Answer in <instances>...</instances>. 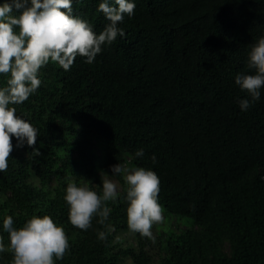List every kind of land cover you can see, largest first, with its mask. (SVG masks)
Here are the masks:
<instances>
[{"label": "trees", "instance_id": "1", "mask_svg": "<svg viewBox=\"0 0 264 264\" xmlns=\"http://www.w3.org/2000/svg\"><path fill=\"white\" fill-rule=\"evenodd\" d=\"M98 3L72 5L97 33L108 23ZM135 4L120 22L124 36L91 64L78 55L66 71L49 61L39 88L15 105L38 135L31 146L12 137L0 172V221L10 214L20 226L47 213L61 223L70 247L56 264H120L126 257L133 264H264V89L242 111L238 100L248 94L234 80L253 71L247 54L264 36V0ZM6 78L0 74V86ZM115 163L159 176L164 218L152 225L161 233L155 258L146 250L155 239L128 227L127 185L122 174H111ZM100 171L116 178L119 195L106 202L112 211L103 224L94 215L88 229H79L69 221L66 183L90 182L101 192ZM119 231L133 233L137 247L115 241ZM11 262V252L0 253V264Z\"/></svg>", "mask_w": 264, "mask_h": 264}, {"label": "clouds", "instance_id": "2", "mask_svg": "<svg viewBox=\"0 0 264 264\" xmlns=\"http://www.w3.org/2000/svg\"><path fill=\"white\" fill-rule=\"evenodd\" d=\"M72 5L73 0H0V74H7L6 84L0 86V172L8 167L13 136L17 145L36 143L38 129L27 114H17L15 105L39 88L41 68L53 61L67 71L78 55L91 64L103 46L124 36L120 22L125 15H133L136 6L135 0H99L98 10L108 23L97 33L92 23L73 13ZM247 66L253 71L238 72L234 78L248 94L238 100L242 111L259 100L264 89V36L251 44ZM33 150L39 154L38 149ZM143 154V148L134 153L136 157ZM151 159L155 163V154ZM110 169L111 174H122L127 185L124 199L129 229L154 239L152 225L164 218L158 203L159 176L144 166L115 163ZM100 177L101 192L90 182L69 179L66 183L69 221L79 229H88L94 215L103 224L112 211L106 202L119 195L117 183L108 173L101 171ZM3 232L8 234L7 244ZM106 235L98 231L101 240ZM69 247L63 225L47 213L33 214L20 226H15L10 214L0 221V253L11 252V264H56Z\"/></svg>", "mask_w": 264, "mask_h": 264}, {"label": "rangeland", "instance_id": "3", "mask_svg": "<svg viewBox=\"0 0 264 264\" xmlns=\"http://www.w3.org/2000/svg\"><path fill=\"white\" fill-rule=\"evenodd\" d=\"M20 151H22V149H20ZM110 178L117 183V191H120L121 187H120L119 182L116 180V178L112 177L111 175H110ZM29 182H31L32 184H34L36 186L39 185L37 179L33 175L30 176ZM93 185L96 186V184H93ZM162 215L164 216V211H162ZM170 224H172V226H174V224H176L174 219L170 220ZM180 226L184 227L181 224H180ZM151 231L153 233V237L155 240L151 241L149 243V245L146 247V250H148V252L151 254V256L155 258V257H157V254H158L159 240L157 238L161 237V233L157 232L155 230V228H151ZM114 240L119 242L120 245L123 247H137L136 236L131 232H126V231L116 232L115 236H114ZM223 249L227 250L228 244H223ZM120 264H133V261H132L131 257H126L122 260V262Z\"/></svg>", "mask_w": 264, "mask_h": 264}]
</instances>
